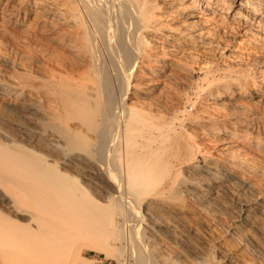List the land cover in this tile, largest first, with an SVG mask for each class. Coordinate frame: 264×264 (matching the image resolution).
<instances>
[{
    "label": "bare ground",
    "instance_id": "1",
    "mask_svg": "<svg viewBox=\"0 0 264 264\" xmlns=\"http://www.w3.org/2000/svg\"><path fill=\"white\" fill-rule=\"evenodd\" d=\"M263 62L264 0H0V264L123 263L116 229L137 264H264Z\"/></svg>",
    "mask_w": 264,
    "mask_h": 264
},
{
    "label": "rangeland",
    "instance_id": "2",
    "mask_svg": "<svg viewBox=\"0 0 264 264\" xmlns=\"http://www.w3.org/2000/svg\"><path fill=\"white\" fill-rule=\"evenodd\" d=\"M204 15L206 16V14H204ZM248 20H249V22H251L250 18ZM247 25H250V23H247ZM247 25H245V26L242 25L241 27H238L237 29L234 28V31L232 29H229V32H231L230 35L228 34V35H225V36H223L224 34L220 33V31L217 30V31H219L218 33H220V38L223 40V42L226 41L229 44V47H228L229 50L227 51V53L232 54V55H234L236 57L237 56L241 57V58H243V55H248L247 51H243L242 50L243 49V39H244L243 28H246ZM231 34H233V35H231ZM239 45H240V47H239ZM239 55H241V56H239ZM210 59H213V58H210ZM225 60L226 59L223 56H221V57L216 56L215 59H214V61H215L214 65L216 63L220 67V66L223 65V62H225ZM262 64L264 65V62ZM217 65H215V66H217ZM186 70H188L187 71L188 73H191V74L193 73L192 74L193 75L192 78L189 77L190 78V80H189V78L184 74L185 77L184 78L182 77V83H181V79H178V83L179 84H177L178 86L177 85L176 86H177V88H180V89H184V88L187 89V87H191L192 88V90H187L188 91L187 92L188 93V97H189V99L191 98L190 99L191 101L188 102L187 99H183V101L180 103L181 104L180 106L181 107H185V109L187 110L188 113H194L195 110L193 109V102L196 101L198 88L203 86L202 75L199 72V67L196 66V65L192 66V64H190L189 66H187ZM186 77H187V79H186ZM145 101H147V99H143V98H138L137 100H128V104L127 105H129L130 103L133 102V103H136L137 105L139 104V106L143 105L144 107L149 108L150 107L149 100L147 102H145ZM130 106H132V105L130 104ZM118 213L119 212L117 210L114 211V215L112 216V219L113 218L114 219L112 221L117 222ZM20 231H23V230H20ZM110 235L111 236L107 239V241H109L108 244H110L111 247L114 250H116L119 254H121L122 262L124 261L123 263H118V262H115V261H112L110 259L105 258L102 255L101 250H100L101 246L104 244L103 243V244L94 245V246H96V247L98 246V247L96 249L94 248V250L92 249L93 251L91 249H87V248H84V247H81V248L78 247L77 249L75 248L74 250H71V252L73 251V254L75 255V256H73L74 257L73 264H137L136 261L134 260V255H137L138 250L137 249H132L127 244V241L126 240L124 241V238H127L128 235H129V230H125V231L124 230L120 231V230H117V229L115 231L112 230ZM107 241H106V243H107ZM161 245H159L157 247H154V249H153L152 245H150L151 247H149L147 245V243H145L144 244V249H146L149 252H154L155 251V253H157V254H159L161 256H163V255L165 256L166 255V256H168V258H170V260H172L173 258L175 259V256H176L177 252L174 251V249L171 250V248L166 246L164 243H162ZM79 249H80V251L78 253ZM159 250L161 251V254L159 253L160 252ZM22 252L26 253V250L23 248ZM170 253L173 254V255H171ZM183 259L185 260V263H184ZM187 262L189 264L191 263L190 260H188L185 256H183V258H181L180 260H176V261L172 260L171 264H175V263L176 264H178V263L179 264H186ZM37 264H48V263L44 262V260H38Z\"/></svg>",
    "mask_w": 264,
    "mask_h": 264
}]
</instances>
